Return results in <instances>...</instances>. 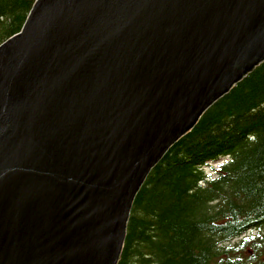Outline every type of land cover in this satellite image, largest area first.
Segmentation results:
<instances>
[{"label":"water","instance_id":"95a60500","mask_svg":"<svg viewBox=\"0 0 264 264\" xmlns=\"http://www.w3.org/2000/svg\"><path fill=\"white\" fill-rule=\"evenodd\" d=\"M263 58L264 0H35L0 44V264H117L150 169Z\"/></svg>","mask_w":264,"mask_h":264},{"label":"trees","instance_id":"16d2710c","mask_svg":"<svg viewBox=\"0 0 264 264\" xmlns=\"http://www.w3.org/2000/svg\"><path fill=\"white\" fill-rule=\"evenodd\" d=\"M34 1L0 0V43ZM263 231L264 61L150 170L117 264H264Z\"/></svg>","mask_w":264,"mask_h":264},{"label":"bare ground","instance_id":"6f19581e","mask_svg":"<svg viewBox=\"0 0 264 264\" xmlns=\"http://www.w3.org/2000/svg\"><path fill=\"white\" fill-rule=\"evenodd\" d=\"M25 21H26V20H25ZM24 23H25V22H24ZM21 28H22V27H21ZM13 35H14V34H13ZM9 37H10V36H9ZM9 37H8V38H9ZM1 44H2V43H1ZM263 61H264V58H263L262 61H260L259 63L253 65V69H254L256 66H258L260 63H262ZM253 69H252V70H253ZM252 70H251V71H252ZM251 71H249L248 73H250ZM248 73H247V74H248ZM247 74H245V75H244V74H243V75L240 74L241 76L239 75V76H240L239 78L237 77V78H235V80H233V81L231 82L230 87L232 88L236 83L240 82V81H241V80H242ZM230 87H229V88H230ZM231 88H230V89H227V88L225 89V88H224V89L226 90V91L224 90L225 92L221 90L220 92H221V93L224 92V93H222V94L220 93L221 95H220L219 97H217V98L212 102V104H211L210 106H207V108L204 110L203 113H205V111H207V109H209V108H210L215 102H217L220 98H222L223 96H225V94H227V93L231 90ZM199 119H200V118H199ZM197 122H198V120H197ZM174 144H175V142H174L173 144H171L170 146H168L167 151H169V149H170ZM167 151H166V152L163 154V156H161V158H160V159H159V160L153 165V167H154V166H155V165H156V164H157V163H158V162L164 157V155L167 153ZM222 157H223V156H222ZM222 157H221V158H222ZM225 159H226V157H225ZM219 160H220V159H219ZM153 167H152V168H153ZM215 167H216V166H215ZM152 168H151V169H152ZM207 168H208V167H207ZM151 169H150V170H151ZM149 172H150V171H149ZM149 172H148V174H149ZM207 172H208V171H207ZM148 174H147V175H148ZM146 178H147V176L145 177V179H146ZM145 179H144V181H145ZM144 181H143V182H144ZM142 184H143V183H142ZM141 186H142V185H141ZM139 189H140V188H139ZM138 191H139V190H138ZM138 191H137V193H138ZM137 193H136V194H137ZM135 196H136V195H135ZM135 196H134V198H135ZM133 201H134V199H133ZM133 201H132V205H133ZM132 205H131V207H132ZM131 207H130V211H129V216H130V213H131ZM128 218H129V217H128ZM127 223H128V222H127ZM127 223H126V229H127ZM125 236H126V231H125ZM125 236L123 237V241H122V243H121V249H120V253H119L118 261H119V259H120V255H121V252H122L123 244H124V241H125ZM118 261H117V263H118Z\"/></svg>","mask_w":264,"mask_h":264},{"label":"rangeland","instance_id":"374dc122","mask_svg":"<svg viewBox=\"0 0 264 264\" xmlns=\"http://www.w3.org/2000/svg\"><path fill=\"white\" fill-rule=\"evenodd\" d=\"M7 39H8V38L4 39L1 43H3L4 41H6ZM1 43H0V44H1ZM256 67H257V66H256ZM256 67H255V68H256ZM255 68H254V69H255ZM254 69H253V70H254ZM248 74H249V73H248ZM246 76H247V75H246ZM242 80H243V79H242ZM242 80H241V81H242ZM238 83H239V82H238ZM236 84H237V83H236ZM236 84H235V85H236ZM235 85H234V86H235ZM234 86H233V87H234ZM233 87H232V88H233ZM225 95H226V94H225ZM194 126H195V125H194ZM194 126H193V127H194ZM185 134H186V133H185ZM185 134H184V135H185ZM180 138H181V137H180ZM180 138H179V139H180ZM179 139H178V140H179ZM167 152H168V151H167ZM161 160H162V159H161ZM161 160H160V161H161ZM160 161H159V162H160Z\"/></svg>","mask_w":264,"mask_h":264}]
</instances>
